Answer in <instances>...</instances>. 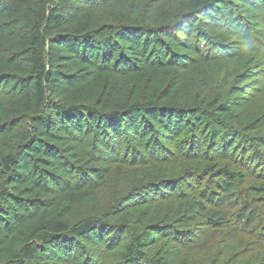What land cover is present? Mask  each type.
I'll return each instance as SVG.
<instances>
[{"label":"trees","instance_id":"16d2710c","mask_svg":"<svg viewBox=\"0 0 264 264\" xmlns=\"http://www.w3.org/2000/svg\"><path fill=\"white\" fill-rule=\"evenodd\" d=\"M264 264V0H0V264Z\"/></svg>","mask_w":264,"mask_h":264},{"label":"rangeland","instance_id":"374dc122","mask_svg":"<svg viewBox=\"0 0 264 264\" xmlns=\"http://www.w3.org/2000/svg\"><path fill=\"white\" fill-rule=\"evenodd\" d=\"M184 257H185L184 253L183 252H179L177 254L176 259H175V264H180L182 261L186 260Z\"/></svg>","mask_w":264,"mask_h":264}]
</instances>
